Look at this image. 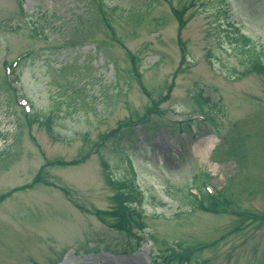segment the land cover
Here are the masks:
<instances>
[{"label": "rangeland", "instance_id": "obj_1", "mask_svg": "<svg viewBox=\"0 0 264 264\" xmlns=\"http://www.w3.org/2000/svg\"><path fill=\"white\" fill-rule=\"evenodd\" d=\"M106 1L143 19L114 16L107 37L86 26L97 0H0V264H160L176 243L194 264H264V71L232 33L264 49V0H189L185 25L172 5L186 0ZM146 119L175 123L99 148ZM206 175L214 211L186 195ZM131 182L143 240L127 253L97 212Z\"/></svg>", "mask_w": 264, "mask_h": 264}, {"label": "trees", "instance_id": "obj_2", "mask_svg": "<svg viewBox=\"0 0 264 264\" xmlns=\"http://www.w3.org/2000/svg\"><path fill=\"white\" fill-rule=\"evenodd\" d=\"M99 2V8L97 9L100 13L96 15L92 14V16L88 15V24L86 26L91 28H97L98 31L102 32L107 37L115 36V28L111 23L114 19V16H117L121 20L130 18L133 24H139L143 19V14L140 11L127 8L126 10L124 9L125 11L120 10V12H117V10L120 9L118 5L112 6L106 0H99ZM21 8L24 12L25 9L23 2L21 3ZM189 8V0H186L183 9H177L175 6L172 5V11L175 17L181 23V25L186 24L184 16L189 10ZM34 32H37V29L33 28V33ZM232 33L235 36V40L242 44L243 50L249 55L250 70L264 71V49L261 46H257L253 39L247 34L243 33L240 28L235 27L232 30ZM12 72H14V69H12ZM4 82L5 83L3 85V91L6 95L8 105L12 106L15 99L14 95L12 94V88H10L11 83L7 80V78L4 80ZM205 100L206 99L203 97L202 94L198 95L197 102L200 106L205 105ZM149 120L150 119H146L145 121H141L138 123L133 124L132 122L118 126L110 133H107L103 136L102 141L99 144V148L105 149L111 142L112 145L119 146L133 142L138 137V129L136 128V125L138 124H140V128L142 130H146L148 132H158L162 128L172 126L170 124H167L168 122L164 119L151 120L150 122ZM191 126V123H189L187 125H180L179 128L182 131H185L187 129L189 132H192ZM15 139H18V137ZM47 165L48 164H46V166ZM210 179L211 178L209 177V175H206L205 179L202 180L200 184L196 185L197 193L192 194L188 191L186 192V195L191 201V204L194 209L214 211L215 205L219 206L217 198L220 195V191L217 190L216 194H210L205 188V183L210 182ZM42 180L44 179L39 176L36 179V182L39 183ZM123 184L124 186L126 185V183ZM129 186V188L125 187L116 195V203L111 209L101 210L97 213L100 219H103L105 217L103 219L104 221H107L110 225L125 231L129 235V237H131V239L135 241V244L130 243L129 245H125V252L132 253L136 251L137 248L142 246L141 237L136 235L134 231L132 232L135 227H138V225H140L141 215L139 210L131 208L130 204H128L127 202L131 201L135 196L136 191L138 192L140 190L139 186H137V184L135 185L133 182H131ZM4 197V195L0 196V200L4 199ZM176 247L178 249L177 251H175L174 249H171L168 252L162 251L163 255H161L162 259L160 264H189L190 255L186 253L188 251V247L184 246L182 243H176ZM190 264H194V262H190Z\"/></svg>", "mask_w": 264, "mask_h": 264}]
</instances>
